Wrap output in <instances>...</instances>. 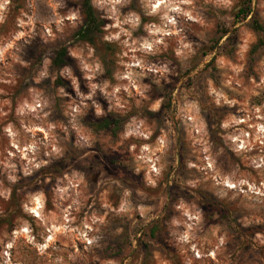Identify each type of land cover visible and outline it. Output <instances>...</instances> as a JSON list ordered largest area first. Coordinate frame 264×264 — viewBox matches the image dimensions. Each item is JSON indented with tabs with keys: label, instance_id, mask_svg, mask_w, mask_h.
I'll list each match as a JSON object with an SVG mask.
<instances>
[{
	"label": "rangeland",
	"instance_id": "1",
	"mask_svg": "<svg viewBox=\"0 0 264 264\" xmlns=\"http://www.w3.org/2000/svg\"><path fill=\"white\" fill-rule=\"evenodd\" d=\"M92 1L0 0V264H264V0Z\"/></svg>",
	"mask_w": 264,
	"mask_h": 264
},
{
	"label": "trees",
	"instance_id": "2",
	"mask_svg": "<svg viewBox=\"0 0 264 264\" xmlns=\"http://www.w3.org/2000/svg\"><path fill=\"white\" fill-rule=\"evenodd\" d=\"M82 13L84 15V23L76 30L75 38L90 43L92 45H97L98 38L101 33H103V26L105 21L102 19L97 11V8L93 4L92 0H82L81 2ZM251 0H247L245 4L239 9V15L242 14L243 17H247L252 14ZM252 23L256 31L260 32L263 30L262 24L256 19L255 15H252ZM227 32H224L226 35ZM262 43V39L260 40ZM69 49L67 46H61L56 50L53 56L52 63L58 68H62L68 65ZM89 125L96 130L108 129L112 127L113 129L119 128L120 125L117 123L116 119L110 117H102L97 120L89 121Z\"/></svg>",
	"mask_w": 264,
	"mask_h": 264
},
{
	"label": "clouds",
	"instance_id": "3",
	"mask_svg": "<svg viewBox=\"0 0 264 264\" xmlns=\"http://www.w3.org/2000/svg\"><path fill=\"white\" fill-rule=\"evenodd\" d=\"M117 2H119V0H117ZM117 38H118V37H117ZM105 39H111V37H105ZM185 47H187V45H186ZM149 49H150V45H148L147 43H145V44H144V48L141 49V51H146V50H149ZM138 66H139V67H143L144 65H143L142 63L138 62ZM101 71H102V69H101ZM163 71L166 72L167 69H164ZM138 75H144V73L141 72V73H139ZM129 77H131V73H129ZM122 78H123V77H122ZM156 82L159 83L158 80H157ZM129 86H130V87H136V83H135L134 81H131ZM105 87H106V85H105ZM120 87H123V85H121ZM96 88H97V85H92L93 92L87 97V99H92V96L95 94V89H96ZM103 90H104V89L101 88V91H103ZM119 90H120L119 87H117V88L115 89V91H119ZM141 94H143V93H141ZM217 103H219V101H217ZM18 111H19L20 113H23V112H24V108H20ZM96 114H97V115H103V113H102V112H99V111H98ZM33 127H34V126H33ZM225 127H227V125H225ZM28 130L31 131V130H33V128H29ZM65 131H66V129H65ZM127 135H132V133H131V132H128V133L125 134V136H127ZM139 135H144V133L141 132V133H139ZM79 143H80V141H77V144H79ZM161 143H163V141H162ZM35 146H36L35 143H31V144H29L28 147H27V152H32V149H33ZM55 151L59 152V149H56ZM48 154L51 155V153H48ZM29 163L31 164L32 161L30 160ZM43 163H44V161H41L40 163L34 164L33 167L39 168V167L42 166ZM10 166H11V167H14V165H10ZM25 175H30V172L27 170V168H26V171H25ZM12 179H14V177H13Z\"/></svg>",
	"mask_w": 264,
	"mask_h": 264
}]
</instances>
